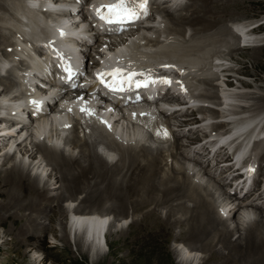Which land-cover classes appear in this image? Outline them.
Masks as SVG:
<instances>
[{"label":"bare ground","instance_id":"1","mask_svg":"<svg viewBox=\"0 0 264 264\" xmlns=\"http://www.w3.org/2000/svg\"><path fill=\"white\" fill-rule=\"evenodd\" d=\"M177 1L181 2L182 0H177ZM216 1L218 2L219 0ZM30 2L31 4H29ZM46 4L47 3L45 2V0H0V12L5 13L4 15H1L0 13V27H2L4 30L7 31L9 30L10 32L12 31L14 32L15 30L12 27L13 24L10 25L8 23L10 22L13 23L12 21H18L16 22L15 26H17L18 31L22 32L23 35L26 36L27 38H31L32 34L35 32V35H37L38 37L37 38L38 41L42 44L41 46H38V48L43 49V46L51 47L52 45L55 46V48H57L58 45L61 43L67 44L72 48L78 49L80 54H82V58L84 59L85 58L84 53H86L87 51V49L85 48L90 46V44L78 43L77 46H74L73 45L74 40L72 39H68V38H63V40L59 39L56 36V34L51 30L50 24L58 26L61 24V22L56 21V19L52 16L50 17L49 20V16L46 15L42 9L43 5ZM31 5L35 6L34 8L37 10L38 13L31 11L32 9ZM197 6H196V10H192L191 14H189L190 11L188 12L189 16H186L187 14L172 15L171 13H169L167 14L168 17L166 18H169L168 20L170 19L173 20L175 24L176 22H178L177 24L179 26L183 23V20L186 21V19L187 22L184 24V26L186 24L187 25L190 24L193 26L200 24L201 26L198 25L200 27H194L195 28L194 30L199 29V31L200 30L206 31L207 29L209 30V28H216L217 26L220 27L222 23L226 22L228 14L227 11L221 10V4L216 5L214 7L212 6L211 8L207 6V9H205L203 6L199 10L197 9ZM196 13L197 15H195ZM214 13L215 14L223 13L224 16L223 17L220 16L216 18L213 15ZM208 14L210 15L212 14L214 18H208L207 16ZM6 16L7 17L9 16L8 17L9 20L4 21L7 22V24L2 22L3 19L6 20ZM242 23H247V22H242ZM161 25H163V22H161ZM263 25L264 23H261L257 27L247 31L246 33L245 30L242 28L234 29V26H232L231 29L227 27H223V28L220 27L223 30L220 31V29H218L209 37H207L206 40L208 41L211 40L210 43L213 44L217 48V50L213 52V49H211L208 53L199 56L198 59L199 61L206 60V62H212L211 64L210 63L207 64L210 66L212 65L214 67H217L218 70L209 74L205 79L207 80L210 77L213 78L217 77L216 79H220L222 72L231 69H235L239 73L245 72V67L242 66V64L239 63L240 65L238 67H234L233 65H231V63H228L225 60V57H222V55L217 56L216 52L219 54L220 52L221 53L224 52L228 54L232 59L237 60L236 55H239V57H241L243 54H245L244 58L248 57L246 55L247 50H253V49L264 50V38L261 37V39L258 38L259 39L258 40L257 38H253V34H251V33L263 34V31H261ZM22 26H25V28H23ZM27 26L29 27L27 28ZM175 26L176 25H174V27ZM186 27H184V29ZM181 28L182 26L180 28L177 27L176 29H181ZM67 30L68 33H64V34H69L73 30V27ZM139 30H143L145 32V35L143 37L139 36L140 38L137 41H135L133 48L128 46V53H134L133 51H135L136 48L140 49L142 48V46H144L145 50H142V52L148 55L149 53H156L154 56L149 55L151 56V58L161 57L160 54H164L162 56L163 58L176 60L182 65L188 61H192L195 63V61L190 60L189 58L188 59L185 58L187 57L194 58L196 57V54H193L191 56L190 55L184 56V54L180 52V49L182 47L179 45L173 44L168 46L167 48L159 49L157 46L162 41L157 42V40H154L153 37L158 33H159L158 35H160V31L153 30V28H148V29L138 28L137 30L132 31V33L129 34L128 37L130 38L135 37L138 33L137 31ZM151 31H155V32L151 33ZM176 31L173 32L172 30H170L167 32H161V34L162 33L169 35L176 34L178 36L184 35L182 30L180 32H176ZM199 31H195L194 34L198 33ZM20 32L18 34H20ZM42 32L45 33L46 36L42 35ZM230 33L232 34L233 37H230L229 39L228 34ZM219 35L221 36L220 39L218 37ZM238 35H239L238 37L239 41L237 40ZM2 36H6V33L5 32L1 33L0 36L1 40L2 39L5 40V38ZM126 36L127 34H123L121 35V37H117V38H120V40L123 41V44H127L128 41H126V39H128V37ZM8 38L9 37H7L6 39V41L9 42L7 46L0 48V62H3L2 69L7 70L4 75L0 74V96L2 95V93L6 94L3 95L4 96L3 99L0 100L1 101L0 126L2 125V123L4 124V122L6 124L7 122L9 124L11 122V126L9 125L5 127L4 124V128H3L4 131H6V128H8L9 131L7 130L6 132L4 133L2 132L0 134V150H2L6 145H9V143H12L14 139H15L14 141L17 142L14 133L18 134L21 131H24L22 136L24 138L18 140L19 146H17V149H20V151L24 150L25 154H28L30 157H32L33 159L32 162H34V160L37 158V154L39 152L42 154L41 164L43 162L44 163L46 162V165L52 166V171L55 172V179H57V182H60V188H63V192L59 194L60 196L59 198L60 199H63L64 197L71 198L73 196H77L78 193H80L81 196H88L85 198L84 201L82 200V202L83 204H85L86 208L90 207V209L87 210L82 208L81 206L78 207L76 206L72 211L71 219L67 221V225L69 224L71 225L70 227L71 232L72 230H74V237L75 238L77 237L76 246L78 247V251L82 254L83 257L88 258L87 251L85 250L86 242L84 243L83 237L80 234V230L83 231V234L86 236V239L90 242L92 249H94V251H98L96 253L97 256L96 260L94 261L93 259L94 264H112L109 255L110 254L115 255L113 252L99 254L100 253L99 251L102 250L103 247L102 244L103 233L105 234L104 236L107 241V244L109 243V245L112 246V251H115V253L117 254V256L115 257L120 260V264H128L133 261V256L131 255L125 258L118 254L120 251L124 249V247H128L129 249L135 250V253L137 252L138 254H141L143 256L145 255L146 261H144L142 264L147 262L151 263L152 260L154 261L153 264H155V262L156 264H180V262H177L175 260L173 256L174 254H178L182 260H185L184 262L182 261V264H195L196 262L195 256H189V255L186 256L187 255L186 252L184 253L186 255L181 254L178 248L170 247L171 241H176L177 244L189 243L191 250L194 251L200 250L206 252L207 255L202 259H200L197 264H236L235 263L236 260H239L240 264H264V211L261 208V206L259 207L258 205L253 204V200L245 202L244 199L235 197L234 195H228L229 192L224 191L223 186L214 182L213 183L215 185L211 184L212 182L211 180H207V179L204 180L205 174L203 172V169H199V167L194 165L189 159L183 157H182L184 159V160L182 159L183 161L179 159V156L181 155V148L184 146H188L187 142L189 141V138H191L192 134L188 136L176 137L175 134L172 133V129L180 128L182 131L191 133L194 130H192L191 125H190L191 127L189 128L188 123H192L189 122L190 120L194 121L193 124H198L211 119L212 118L211 116L209 117L205 116L199 120V118L196 117V112H194L195 109L188 108L187 116H181L180 119L175 116L172 119H169L168 120L169 122L167 121L163 122L161 120H158L162 116L161 114L159 115L157 112L151 111L153 108L152 104L150 103L145 104L139 102L137 104L130 103L129 105H124L121 108H115L107 111L108 109L105 106L107 102L104 99H101L96 93H93L91 88H86L81 90L75 89L72 92H69V94L62 97V102L63 101L65 102L68 111H65L64 113L63 111H60L59 114L52 116L50 114H46L43 117L36 118L35 119L36 125H33V122H31V114L33 111H35V109L31 108L27 110L24 107L22 109L23 113L27 112L29 118L26 119V121H24L21 125H19L21 121L17 119H12V117L9 118L7 117V115L16 116V113H12L11 109L13 108L15 102L27 100L25 99V96L28 95V92H26L23 88H21V90H16L14 87V85L17 82L20 83V85L25 84L21 81L25 80L26 78L23 76V74H18V72L20 71V67L23 64L21 61H18L17 60L18 57L15 56L16 51L18 49V45L16 44L15 39L11 45V42L8 40ZM202 39L205 41V38ZM143 40H146V43L144 45H142ZM118 41H119L118 39L113 41L110 39L109 42L104 43L108 45L106 48L107 50L109 47L110 51H107L108 55L111 56L114 54L115 51L118 50L126 51V49H124L125 48L124 46L126 45H124L123 47L121 46V48L119 49V47L117 46ZM153 41L154 44H152ZM197 41L200 40L197 39ZM177 43L179 44L178 41H176V44ZM202 43L204 44V42H201V44ZM165 44H169V43H165ZM7 50L13 53L10 52L11 53L10 54L9 51L8 53H6ZM97 50L99 49H95V51ZM99 52L97 56L100 59V56L101 57L104 56L102 54H99ZM174 55H177V57H170ZM1 56L5 57V60H2ZM93 58L95 59V61L98 62L96 56H93ZM254 59L257 60L256 57H254ZM245 61L246 60L244 59V62ZM255 63L258 62L255 61ZM258 64H256L257 67ZM13 67H18L19 69L16 70ZM192 67H194V65H192ZM251 76L254 78H260L259 75L254 76L252 73ZM232 77L233 75H230V73H228L226 77V81L232 82L233 81ZM207 83L211 84L210 81H208ZM240 83L243 87L246 88H250V87L252 88L253 85L252 83H247V82H240ZM227 86L228 88L227 87L222 88L221 83H213L211 84V87L213 88L212 90L203 89L198 93V96L201 98L198 100L199 102L202 103L204 101H210L215 104H218V107L205 105V104H201L199 106L196 105L194 107L197 108V111H203V112L210 111L213 114L220 113L221 114L220 116L222 117L220 119H223L224 117L229 118L226 122L227 124L225 125L231 124L232 126L236 124L238 121L243 120V118L240 120H235L233 119L234 117L232 116L249 113L250 114L249 117H260V115L264 113L261 112V110L264 109L263 87H257V90H253V91L251 90L246 92H240L239 90H236L238 92H235L232 90L235 88L232 84L230 85L229 83H227ZM217 87L220 90H218ZM215 88L217 89L216 90L217 92L214 91ZM250 94L252 95L249 98ZM172 95L174 96V93H172ZM126 107L128 111H124V108ZM19 112L22 113V111ZM71 117H73V120L71 119ZM230 118H232L233 120ZM121 121L123 126L122 129H120ZM160 125L162 126L163 130H170L171 137L175 139V141L173 139L174 142L169 144V146L163 145L164 142L168 141V139L164 137V135L162 134L163 132H159L156 130ZM17 126H19V128L15 130ZM161 126H160V130H161ZM144 130H147V132H149L150 134H146V135L143 134ZM212 130H214V128ZM230 131L231 129L228 128L227 132ZM182 137H187L188 139L186 138L187 140L185 142H181L180 139H183ZM10 139H12V141H10ZM29 139H31V141L29 142L32 145L31 148L28 146V144L25 145L20 144L24 141L25 142L27 140L29 141ZM41 140H43V143ZM46 141L48 142V144ZM69 143L79 148V152L77 155H74L73 153L67 154L63 152L62 149L63 148L67 149L68 148L67 144ZM258 147L260 149L262 148L263 150V152L261 153L260 162L264 164V144H260ZM177 154H179V156H177ZM11 157H12L11 151H7L5 153L4 158L0 160V162H4V160L6 161ZM109 163H112V165H110ZM14 164L16 165H14L9 172H6V175H8L7 178L12 175L14 176L17 175L18 178L21 180V184L20 182L19 184L20 185L25 184L24 185L25 190L24 188H21V190L23 191L22 195L27 196L25 199L26 201H28V203L22 204V206H26V207H28L29 205L35 206L37 208L36 212H39V209H41L40 206L42 205L44 200L50 202L54 200V197L55 199H58L57 195L48 197L51 196L49 194L51 190V186H53L51 182L48 181V183H46V185L41 188L38 185L36 179L30 176L29 170L27 171V169L22 168L20 164L19 165L17 164V162ZM32 164L34 163H30L29 166L31 167ZM36 167L37 164L33 165L35 171H36ZM39 167H41V165ZM147 172H150V175L153 176L156 174V172H160L162 174L161 179H165L168 183L167 184L168 192L170 193L169 190H172L171 194L180 185L185 186L184 188L187 192L186 194L187 196H189V200L191 202L190 206H188V209L193 208L194 206H196V204L199 205L201 204L203 206H206L204 213H207L206 209L207 211L213 212V216L215 215L214 216L215 219L212 218L211 221L209 216L207 217L206 214L205 215L207 217L206 219H208L206 220L207 221L206 224L205 221L202 220L203 218L201 219L200 215L196 214L195 212L194 214L192 213V215L189 216L190 218L188 219L178 220V218H175V215H177L178 213L174 210V208L170 209V213L167 217H164L162 215L161 208L165 207L167 210L168 209V203H167L159 208L160 211L156 212L155 209V211L150 212L151 214L143 217V219H138L137 217L133 218L132 221H130V223H128V215H129L128 212V214L125 215L124 218L119 219V222L116 223L118 228L116 229L109 228V230L107 231L106 228L109 227V223L111 222V219L109 216L110 215L109 212L104 211L103 208L108 207V205L112 204V202H110L107 206H105L106 204L105 201L101 205L100 204L101 196L98 195L97 193L99 189L97 191L90 192L92 188L96 184L110 185L109 188L111 189V186L115 188V193L114 191L113 193L115 196L118 197L120 195V192L124 191L121 189L126 188V186L129 185L132 177H138L141 176V174L142 175L144 173L147 174ZM40 175L42 174H39L38 176ZM61 179L65 181L67 179L68 184L64 186V184L60 181ZM140 180L141 179H139V181ZM142 181L140 184L143 183ZM215 181L220 183L219 180H215ZM101 187L98 188L101 189ZM178 192L180 193V191ZM2 193L3 196L6 197L5 202L7 200L6 206H13V208H15L14 213L11 214H20L19 211L22 210L20 204L23 201L21 198L22 195L20 196L17 192H13L11 190L10 191L7 190V192H2ZM32 195L35 196V199L29 197ZM109 196H111V194ZM174 196L177 197L181 195L174 194ZM121 197L118 198L121 199ZM179 200L181 199H175L171 201L170 204L176 203ZM94 202H97L98 204ZM57 205L59 206V209L61 211H64V207L61 202L58 203ZM183 205H185V203H183ZM223 207L225 209H228L227 213ZM110 208L112 207L110 206L109 209ZM125 208H127L125 204L124 210H128L130 207L127 209ZM115 209H117V207ZM121 209H123V207ZM202 209L204 210V208ZM222 209L225 212H223ZM152 213L156 215L155 225L157 226H160L161 224L158 221V219L160 221H163L164 223L166 222L174 225L175 224L182 225V223H185L186 220L191 224L189 223L190 225L189 224L187 225L186 232L183 231V235L180 229L178 231L179 235L177 234L176 236L171 237L170 239H165V237L159 233L156 227L151 225ZM217 213L221 215L218 217L216 215ZM24 216L27 215L23 214V217ZM25 220L30 222V225H28V223L25 224V226L27 227L24 226L19 231L22 232L21 235H23L22 236L23 242L27 244V240L29 236H25V235H29L33 229L39 228L40 225H42V228H44V223H41L42 221L39 223L38 222L39 219L37 218L36 215L35 216L31 215L27 217ZM144 220L146 221V223H148L150 229L145 228L143 232L133 233L130 227L131 224L137 221L144 222ZM215 220L217 221L218 229L220 230V232L222 233V231H225L228 233V236L227 233L225 234L226 237L222 233L226 241L224 246L223 247L221 246V248H217V247L218 245L221 244L222 241L219 244L216 243L215 245L212 243L213 240L212 241L207 240L210 234H215V232L214 233L212 232L215 229L213 228ZM232 220L236 221V225L234 228H231L227 223L228 221L230 223V221ZM39 229L41 230V228ZM148 230L153 232V233L151 232L152 238L149 239H153L155 237L161 238L162 239V241H160L161 243L157 244L158 239L157 242L155 241L156 243L155 242L150 243L144 240L143 242L137 243L142 239L140 240L136 239L135 240L136 242L132 241L131 245H127L125 243L127 239L131 238V235L139 236L145 233L146 231L148 232ZM34 234L31 233L30 236H35ZM220 234L218 231V235H219L218 238L220 237ZM182 236H187L188 240L184 242L182 239H180ZM233 236H237V237L233 239L234 238ZM177 238L179 239L176 240ZM230 239L231 242L234 241L232 242V244H234L233 246H230L231 244ZM21 243H19V245ZM138 245L142 247L139 246L140 249L136 250L135 248L136 246L138 247ZM36 247L37 245H34V248ZM236 249L238 250L236 251ZM25 254L27 255V252H25ZM33 256H34L32 259L33 261H31V263L29 264L42 263V261L40 260V256H37L36 253H34ZM209 257H212L213 262H210L208 260ZM165 259H169V261ZM26 262L28 264V260Z\"/></svg>","mask_w":264,"mask_h":264},{"label":"rangeland","instance_id":"2","mask_svg":"<svg viewBox=\"0 0 264 264\" xmlns=\"http://www.w3.org/2000/svg\"><path fill=\"white\" fill-rule=\"evenodd\" d=\"M219 4H221V10L227 11V14H228L226 22L222 23V25L220 26L222 28L223 27H227V28L231 29V27L234 26V29H238L242 22L251 23V20H253L255 18H260L261 20L264 19V0H219L218 2L216 0L215 1L214 0H212V1L211 0H189L188 5H187L186 8L181 9V10L176 11V12L171 13V14L172 15H179V14L186 15L187 14L186 16H189V14H191L192 10H196V6L197 5H199V6H197V9L199 10L203 6H204L205 9H207V6H209L211 8L212 6L214 7V6L219 5ZM25 10H27V9H25ZM188 12H189V14H188ZM0 13H1V15L5 14V13H2V12H0ZM195 15H197V13ZM213 15L216 18L220 17V16L221 17L224 16L223 13H219V14H215L214 13ZM213 15L212 14L211 15L208 14L207 16H208V18H214ZM8 17L6 16V20L3 19L2 22L9 20ZM166 17H168L167 14L165 15V19H167L166 20L167 22H166L165 25H163V31L162 32H167V31H170V30H172L173 32L176 31V30H177L176 32H180L182 30V32L184 34V35H182L183 37L182 36H178L180 38V40L179 41L176 40V41H178L179 44L178 43L176 44V42L174 44L175 45H179V46L182 47L180 49V52L183 53L184 56H188V55L191 56L193 54H196V57H194V58L198 59L199 56L204 55L205 53H208L211 49H213V52L217 50V48L213 44L210 43L211 40L208 41V40H206V38L209 37L211 34H213L218 29H220V31L223 30L219 26H217L216 28H209V30L207 29L206 31L200 30L201 31L200 32L199 29L198 30H194L195 29L194 27H200L201 26L200 24H198L200 26H198V25H194L193 26V25H190V24H188V25L186 24L184 26V24L187 22V19H186V21L183 20V23L182 24L180 23L181 25L179 26L177 24L178 22H176V24H175V22L173 20H171V19L168 20L169 18H166ZM49 20H50V18H49ZM12 22L13 23L10 22L8 24H10V25L13 24L12 27L14 28L15 31L17 30L16 31L17 33L15 31L14 32L13 31L10 32L9 30L8 31L4 30L2 27H0V36H1V33L5 32L6 36L9 37L8 40L11 42V45H12L13 40H14L15 37H18L22 41H25V38H26V36H24L22 32L18 31V27L15 26L16 22H18V21H12ZM4 23L7 24V22H4ZM174 25H176L178 28H180L182 26L183 29L182 28L181 29H176L177 27L176 26L174 27ZM192 26H193V28H192ZM27 27H29V26H27ZM184 27H186V28L184 29ZM263 27H264V25L262 26V29H261V31H263V34L260 35V36L264 38V28ZM15 28H17V29H15ZM195 31H199V32L194 34ZM19 32H20L21 35L18 34ZM137 32L138 33H137V35L135 37H132V38L128 37V39H126V41H128L127 44H123V41L119 39V41L117 42V46L119 47V49L121 48V46L123 47L124 45H126V46H124L125 47L124 49H126V51H128V46L133 48L134 44H135V41H137L140 37H143L145 35V32L143 30H139ZM153 32H155V31H151V33H153ZM158 34L154 35V37H153V39L157 40V42L160 41L159 40L160 38L164 37L165 33L161 34V32H160V35H158ZM15 35H17V36H15ZM42 35L46 36V34L43 33V32H42ZM228 35H229V37H228L229 39H230V37H233L231 33L228 34ZM6 36H2V37L5 38V40L4 39L1 40V37H0V48L4 47V46H7V44L9 43V42L6 41V39H7ZM161 36H163V37H161ZM218 37H219V39L221 38L220 35ZM238 37H239V35L237 36V40H238ZM202 38H205V41ZM197 39L200 40V41H197ZM201 39H202V41H201ZM201 42H204V44L203 43L201 44ZM145 43H146V40H143L142 41V45H144ZM107 46H108L107 44H102L99 40L95 39L93 46L90 45L87 48H85V49H87V51H86V53H84V56H86V54L88 52L89 53L93 52L94 49H98L99 47H102L103 49H106ZM202 47H203V49H202ZM110 49H111V46H110ZM140 49L141 50H145L144 46H142V48H140ZM135 50H137V48ZM221 50H224V49H221ZM8 51L9 50H7L6 53H8ZM108 51H110L109 47H108ZM10 52L11 51H9V53ZM95 52H96L95 54L98 55L99 50H97ZM11 53H13V52H11ZM216 54H217V56L222 55V57H225V60L228 63H231V65H233L234 67H238L240 64H242V66L245 67V72H243V73L240 72L239 73L237 70L231 69V70H226V71L222 72L220 79H216L217 77L214 76L215 78L210 77L207 80L203 79L202 81H198L196 83V86H197L196 89H198V92L203 90V89L204 90L205 89H211L212 90L213 88L211 87V84H213V83H221L222 88L223 87H227L228 88L227 83H229L230 85L232 84L235 87V88L232 87V88H234L232 90L235 91V92H238L236 90H239L240 92H246V91H251V90L253 91V90H257V87H263L264 88V50H262V49L247 50L246 51V55L248 57L244 58L245 54H243L241 57H239V55H236V59L238 61L232 59L228 54H226L224 52L223 53L220 52V54L216 52ZM160 55L162 57L164 54H160ZM88 56L89 55H87L86 57H88ZM170 57H177V55L170 56ZM254 57H256L257 60H255ZM1 59L5 60V57H2ZM244 59L246 60L245 62H244ZM255 61L258 62L259 64L255 63ZM256 64H258V67L256 66ZM2 65H3V62H0V74L4 75L7 70L2 69ZM255 67H257L258 70ZM228 73H230V75H233V77H232L233 81L232 82L226 81V77H227ZM251 73L254 76L259 75L260 78L252 77ZM258 79H259V81H258ZM213 80H214V82H213ZM218 80H220V81H218ZM208 81H210L211 84H208L207 83ZM240 82L252 83L253 85L250 84V85H252V88L251 87L250 88L243 87ZM217 89L220 90L218 87H217ZM217 89L215 88L214 91H216ZM218 92H220V91H218ZM3 95H6V94L2 93V95L0 96L1 97L0 100L3 99V97H4ZM251 95L252 94L249 95V98L251 97ZM0 103H1V101H0ZM217 103H220V102H217ZM199 104H205V105L218 107V104H215V103L210 102V101H204L202 103L200 102ZM105 106L108 107L109 105L105 104ZM194 109H195L194 112H196V117L199 118V120L202 119V117H205V116H208V117L211 116L212 118L210 120H216V119L222 118L220 116L221 115L220 113L213 114L210 111H204V112L203 111H197L196 107H194ZM261 112H264V109L261 110ZM262 114H264V113H262ZM242 116H243V114L235 115V116H232V117H234V119H238V118H241ZM178 118L180 119V117H178ZM71 119L73 120V117H71ZM169 119H172V118H169L167 116H161L158 120H161L163 122H165V121L169 122L168 121ZM230 119H232V118H230ZM189 122H192V123H188L189 124V128L191 126L199 124V123L198 124H193V122H194L193 120H190ZM120 123H121L120 124L121 125L120 129H122L123 128L122 121ZM4 124H5V127L9 126V125L11 126V122H10V124L7 122L8 125L5 122H4ZM4 124L2 123V125L0 126V134L2 132L3 133L6 132L7 130L9 131L8 128H6V131H4V129H3L4 128ZM33 125H35V123H33ZM23 132L24 131H21L18 134L14 133V136H16L15 138L17 139V142L14 141L15 139L13 141H12V139H10V141H12V143H9V145H6L7 147L5 146L6 148L4 147L5 148V149L3 148L4 150L3 149L0 150V160H2L4 158L5 153L7 151H11V155H12V157L10 159H8L9 161L8 160H6V161L4 160V162H0V264H27V262H26L27 260H28V264H29V263H31V261H33L32 259L34 257L33 256L34 253H36L37 256H40V260L42 261L41 264H94L93 259H94V261L96 260V258H97L96 253L98 251H94V249H92V246H91L90 242L86 239V236L83 234V231L80 230V234L83 237V241H84V243L86 242L85 243V245H86L85 246V250L87 251L88 258L87 257H83L82 254L78 251V247L76 246L77 245V237L75 238V237L72 236V235H74V230H72V232H71V230H70L71 225L70 224L67 225V221L71 219L72 211H73V209L76 206L77 207L81 206L82 208L87 209V210L90 209V207L86 208L85 204H83V202H82V200L84 201L85 198L88 197V196H81V194L78 193L77 196H73L71 198L64 197L63 199H60L59 198L60 197L59 194H61L63 192V188H60V182H57V179H55V172L52 171V166L51 165H46V162L45 163L43 162L44 165H43V163L41 164V162H42L41 161L42 160V158H41L42 154L39 152L37 154V158L34 160V162H32V160H33L32 157H30L28 154H25L24 150L20 151V149H17V146H19L18 140L24 138V137H22L23 136ZM143 132H144L143 134H145V135L146 134H150L149 132H147V130H144ZM191 133L196 138L199 137L200 135H202V132H200L198 130H195V131H193ZM182 138L183 139H180L181 142H185L188 139L187 137H182ZM30 141H31V139H29V141L27 140L26 142L24 141V142H22L20 144H23V145L28 144V146L31 148L32 145L29 143ZM41 141L43 143V140H41ZM168 141L164 142L163 145L164 146H167V145L169 146V144L173 143L175 141V139H174V141L173 140H171L169 142ZM47 144H48V142H47ZM67 146H68L67 149H65V148L62 149L63 152H65L67 154L68 153H73L74 155L78 154V152H79V148L78 147H75V146L71 145L70 143L67 144ZM15 150H16V152H15ZM59 150H61V149H59ZM14 152H15V154H14ZM177 156H179V154H177ZM180 156H179V159L182 160L183 158H182V156L181 157ZM16 162H17L18 165L20 164V166L22 168H25V169H27V171L28 170L30 171L29 172L30 176L32 178L36 179V181L38 182V185L41 188L44 187L46 185V183H48V181L51 182V184L53 186H51V190L49 192V194L51 196H48V197H52L53 195H57L59 200L55 199V197H54V200L50 201V202L44 200V202L40 206L41 209H39V212H36L37 208L35 206H32V205H29L28 207L22 206V204L28 203V201H26V199H25L27 196L26 195L25 196L22 195L23 191L21 190V188H24V190H25V187H24L25 184L24 185H20L21 184V180L18 178L17 175H15V176L12 175V176H9L8 178H7L8 175H6V172H9L10 169L14 165H16V164H14ZM30 163H34L31 166L32 169L29 166ZM36 164H37V167H36V171H35L34 168H33V165H36ZM109 164L112 165V163H109ZM40 165H41V167H39ZM37 168H39V169H37ZM261 168H262V170H264V164H261ZM199 169H202V168L199 167ZM38 171H39V173H38ZM39 174H42V175L38 176ZM145 174L146 173L143 174L144 176L141 174L142 177L141 176L132 177L129 185H127L126 188L121 189V190H124V191H121L120 195L118 196L119 198L122 196L121 199H119L117 196L114 195L115 188H113L111 186V189H110L109 188L110 185L96 184L92 188V190L90 192H94V191H97L99 189L98 190L99 192L97 191V193H98V195L101 196V200H100V204L101 205L105 201H106L105 202L106 203L105 206H107L110 202H112V204L108 205V207L103 208L104 211H108L109 212V214H110L109 216H110V219H111V222L109 223V227L107 228V231L109 230V228L110 229L111 228L112 229L118 228L116 223L119 222V219L124 218V216L127 215L128 212H129L128 223H130V221H132V219L135 218V217H137L138 219H143V217L150 215L151 214L150 212L155 211V209H156V212L160 211L159 208L161 206H163L164 204H167V203H168V209L167 210H166L165 207L161 208V212H162V215L164 217H167L169 215L171 208H174V210L178 213L177 215H175V218H178V220L188 219V218H190L189 216H191L192 213L194 214L195 212H196V214L200 215L201 219L203 218L202 220L205 221V223L207 222L206 220H208V219H206L208 216L211 219V221H212V218L215 219L214 218L215 215L213 216V212L207 211V209H206L207 213H204L206 206H203L201 204L199 205V204L195 203L196 206H194L191 209H188V206H190L191 202L189 200V196H187V194H186L187 192H186V190L184 188L185 186L180 185L171 194L172 190H169L170 193L168 192V189H167V184L168 183H167V181L165 179H161L162 174L160 172H156V174L154 176L150 175V172H147L148 175L147 174L145 175ZM204 176H205L204 180L207 179V180H211L212 181L211 184L217 183V184L221 185L217 181L212 180L213 177H211L209 175H207V176L204 175ZM139 179H141V180L139 181ZM144 179H145V182H144ZM60 181L64 184V186H66L68 184V180L67 179H66V181L63 180V179H61ZM141 181L144 184L143 183L140 184ZM19 182H20V184H19ZM98 187H101V189L98 188ZM7 190L8 191L11 190L13 192H17L20 196L22 195L21 198H22L23 201L20 204L21 207H22L21 208L22 210L19 211L20 214H11V213H14L15 208H13V206H6L7 205V203H6L7 200L5 202L6 197L3 196L2 192H7ZM101 190H102V192H101ZM113 191H114V193H113ZM178 191H180V193ZM90 192H89V194H90ZM108 193H109V195L111 194V196L112 195L113 196L112 197L109 196ZM174 194L181 195V196L175 197ZM228 195H230V194H228ZM29 197L35 199V196H33V195L29 196ZM159 197H160V199H159ZM67 199H69V200H67ZM175 199H181V200H179L176 203L170 204L171 201H173ZM59 201L62 203V205L64 207V211H61L59 209V206L57 205L58 203H60ZM125 201H126V203H125ZM127 201H128V203H127ZM153 201H154V203H153ZM94 203L98 204L97 202H94ZM183 203H185V205H183ZM125 204H126L127 208L130 207L128 210H124ZM71 205H73V206H71ZM155 205H157V206H155ZM70 206H71V208H70ZM110 206L112 208L109 209ZM184 206H186V207H184ZM116 207H117V209H115ZM122 207H123V209H121ZM119 208H120V210H119ZM127 208H125V209H127ZM202 208H204V210ZM114 209L117 210V211H115ZM194 210H196V211H194ZM197 210H198V212H197ZM224 210H226V213L228 212V209L224 208ZM224 210H223V212H225ZM43 212H44V214H43ZM202 212L204 213V215H203ZM208 212H210V213H208ZM23 214H25L27 216L23 217ZM209 214H211V215H209ZM218 214L219 213H217L216 215L219 217L221 214H219V215ZM31 215H34V216L36 215L37 218L39 219L38 222L40 223L42 221L41 223H44V228H42V225H40L39 228H41V230L39 228L33 229L31 231V233L32 234L35 233L34 234L35 236H30L31 233L29 235H25V236H29L28 240H27V244H25L23 242V240H22V236H23V235H21L22 232L19 231V230L22 227H24L25 224H27V223H28V225H30V222H28L25 219L27 217L31 216ZM3 216H5V217H3ZM184 216H185V218H184ZM155 220H156V215L152 213V224L151 225L155 226L156 229L159 231V233L165 237V239H170L171 237H174L177 234L179 235L178 231L180 229H181L182 235H183V231L186 232V227L190 223V222H188L186 220V222L182 223V225H180V224L179 225H177V224L174 225V224H169V223H166V222L164 223L163 221H160L158 219V221L161 224H160V226H157V225H155ZM216 220H217V218H216ZM216 220H215L216 224L214 223V225H213V228H215V229L212 231L213 233L215 232V234H210V236L207 238V240L208 241H212L213 240L212 243L215 244V245H216V243L219 244L222 241L223 243L221 242V244L218 245V247H217V248H221V246L223 247L224 244H225V241H226L225 240V237H226L225 234L227 232L222 231V233L225 235V237H223L224 235L218 229V225H217V221ZM234 221L235 220H232V221H230V223H229V221L227 222L228 225L231 228H234L235 225H236V221L235 222ZM137 222L132 223L131 226H130L132 231H133V233L134 232L135 233L136 232H143V230L145 228H149V225H148V223H146L145 220H144V222H138V224H137ZM25 227H27V226H25ZM210 229H211V227H210ZM164 231H166V232H164ZM218 231H219V234L221 233L219 238H218V236H219L218 235ZM70 232H71V235H70ZM151 232L152 231L148 230V232L146 231L145 233H143L144 235L143 234H141L139 236H134V235L132 236L131 235V238L127 239L125 243L127 245H131V242L135 241L136 239H139V240L142 239L141 241H139L137 243L143 242V240L144 241H148L150 243H154L155 241L157 242V239H158L157 244L161 243L160 242V241H162L161 238H156L155 237L153 239H149V238H152ZM175 232H178V233H175ZM173 233H175V234H173ZM42 235H44V236H42ZM166 236H167V238H166ZM227 236H228V233H227ZM20 237H21V239H20ZM233 237H234L233 239H235L237 236H233ZM178 239L179 238H177L176 240H178ZM180 239H182L184 242L188 240L187 236H182ZM188 242H190V241H188ZM232 242H234V241H232ZM232 242H231V239H230V243H231V244L229 243L230 246L234 245V244H232ZM19 243H21V244L19 245ZM34 245H37V247L34 248ZM139 246L140 245H138V247L136 246L135 249L139 250L140 247H142V246H140V247ZM103 247H104V250H100L99 254L112 253L113 252L115 255H112V254L109 255L112 264H116V263L120 264V260L115 257V256H117V254L115 253V251H112V246L109 245V243L107 244V241L105 242V246L103 245ZM170 247L178 248L181 254H184L186 252L187 255L184 254L186 256H188V255L189 256H195L196 257L195 264H197L200 259H202L203 257H205L207 255L206 252H203V251H200V250L199 251L198 250H195V251L191 250L189 243L188 244H177L176 241H171ZM237 250L238 249H236V251ZM24 251L27 252V255L25 254ZM118 254L120 256L125 257V258H127L130 255L133 256V261L128 263V264H137V263L138 264H142L144 261H146L145 260V257H146L145 255L143 256L141 254H138L137 252L135 253V250L129 249L128 247H124V249L122 251H120ZM190 254H192V255H190ZM173 256H174V258H175V260L177 262H180V264H182V261L183 262L185 261V260H182L178 254H174ZM165 260L169 261V259H165ZM208 260L210 262H213L212 257H209ZM153 262L154 261L152 260L151 263L147 262V263H144V264H153ZM235 263L236 264H240L239 260H236ZM155 264H156V262H155Z\"/></svg>","mask_w":264,"mask_h":264},{"label":"snow or ice","instance_id":"3","mask_svg":"<svg viewBox=\"0 0 264 264\" xmlns=\"http://www.w3.org/2000/svg\"><path fill=\"white\" fill-rule=\"evenodd\" d=\"M121 3H122V0H121ZM146 3H147V0H140L139 7L140 8H144V6L146 5ZM117 10H119V11H117ZM121 12H128V10L127 9H122L121 8V4H116V5L113 6L112 14L117 15V16H120L121 15ZM128 16H130L133 19L138 18L137 17V14L135 13V11L128 12ZM128 16H124L122 18H128ZM102 18H104V17H102ZM109 22L111 23L112 20L109 19ZM67 70L68 69H66V71ZM116 71L119 72L121 70L117 69Z\"/></svg>","mask_w":264,"mask_h":264}]
</instances>
